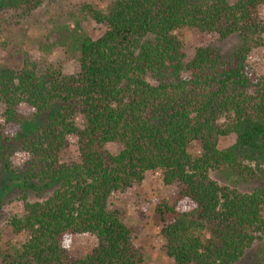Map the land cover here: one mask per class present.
<instances>
[{
	"label": "trees",
	"instance_id": "trees-1",
	"mask_svg": "<svg viewBox=\"0 0 264 264\" xmlns=\"http://www.w3.org/2000/svg\"><path fill=\"white\" fill-rule=\"evenodd\" d=\"M56 1L0 0V12L27 17ZM261 8L264 0H110L104 10L83 8L104 26L96 38L77 22L54 24L48 50L63 49L76 72L27 56L0 64V161L19 151L27 157L24 185L55 186L42 201L23 196L22 215L9 221L18 239L4 242L0 232V264H142L131 228L109 203L148 172L178 187L153 210L172 264H259L243 260L264 239V186L243 193L210 173L264 181V75L248 62L264 49ZM183 29L219 41L237 35L241 44L228 59L201 46L186 60ZM32 112L49 117L26 132ZM70 137L78 162L65 163ZM80 235L95 246L73 257L68 244Z\"/></svg>",
	"mask_w": 264,
	"mask_h": 264
},
{
	"label": "rangeland",
	"instance_id": "rangeland-1",
	"mask_svg": "<svg viewBox=\"0 0 264 264\" xmlns=\"http://www.w3.org/2000/svg\"><path fill=\"white\" fill-rule=\"evenodd\" d=\"M110 0H59L54 3H44L27 17L21 16L20 11L0 12V64L20 65L24 57L32 61L52 64L63 73L72 74L77 67L69 57L63 54V49L49 46L56 38L54 24L66 25L73 28L75 22L80 25L83 32L96 38L104 31V26L96 25L90 21L83 10L84 6H91L104 10ZM257 17L264 19V9L261 8ZM56 24V25H57ZM183 44L186 60L192 58L196 48L212 46L220 48L224 59H228L240 46L241 40L232 35L219 41L214 34H204L196 30L183 29L178 33ZM249 64L257 74L264 75V49H254L248 56ZM48 115H33L27 117L26 132L36 131ZM232 137L221 141V146L232 143ZM111 153L120 150L118 145H109ZM27 157L16 150L7 152L0 161V232L4 242L14 243V237L9 227L12 217L21 216L23 209V196L27 202H37L48 198L55 186L43 187L35 184V188L24 185V164ZM61 161L65 163L78 162L76 139L68 138V147L61 154ZM211 178L221 187H229L239 192L250 193L257 187L264 186V181L244 180L236 174L225 169L212 171ZM178 187L176 185L164 186L159 172H148L139 185H134L123 194H115L109 206L122 213L121 221L131 228L136 245L143 254L142 264H172L160 251L161 238L159 224L153 217L155 201L169 199ZM95 246V240L88 235L75 236L68 244L70 255L82 257L88 254ZM245 262L256 261L264 264V239L257 241L244 256Z\"/></svg>",
	"mask_w": 264,
	"mask_h": 264
}]
</instances>
